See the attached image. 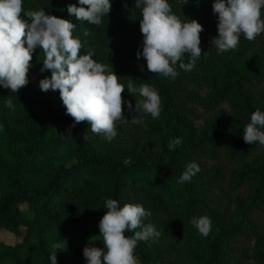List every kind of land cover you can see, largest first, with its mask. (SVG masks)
Listing matches in <instances>:
<instances>
[{
    "label": "trees",
    "instance_id": "obj_1",
    "mask_svg": "<svg viewBox=\"0 0 264 264\" xmlns=\"http://www.w3.org/2000/svg\"><path fill=\"white\" fill-rule=\"evenodd\" d=\"M168 2L182 21L203 25L206 52L192 71L178 62L174 80L150 73L137 58L143 36L135 0H112L99 26L67 11L78 0H23L25 11L43 9L76 25L73 35L85 45L81 54L94 48L93 59L113 68L125 85L124 116L138 115L143 123H117L111 141L92 133L86 121L71 128L59 91L39 87L48 71L37 70L38 84L19 93L0 86V233L18 239H0V264H51L53 243L64 245L58 264H87L83 250L96 247L109 198L151 213L144 223L160 236L137 243L140 264H264V146L243 140L252 112H264V34L254 41L241 34L235 49L218 52L212 44L218 37L214 0ZM129 79L158 91V119L134 111L140 97L127 91ZM9 97L14 108L6 106ZM177 137L182 143L170 149ZM67 138L71 151L43 153ZM191 162L200 171L178 183ZM198 216L211 219L207 237L191 223Z\"/></svg>",
    "mask_w": 264,
    "mask_h": 264
},
{
    "label": "clouds",
    "instance_id": "obj_2",
    "mask_svg": "<svg viewBox=\"0 0 264 264\" xmlns=\"http://www.w3.org/2000/svg\"><path fill=\"white\" fill-rule=\"evenodd\" d=\"M78 3L79 6L70 4L67 11L91 25H101L102 18L112 10V0H78ZM134 5L141 10L143 36L142 51L137 50L136 55L144 58L147 70L173 80L179 75L175 67L178 62L180 69L192 71L197 59L206 53L201 48L203 25L195 19L182 21L173 13L168 0H135ZM212 9L218 18V37L212 39V44L218 52L235 49L241 34L248 41L264 34V0H214ZM75 28L70 20L43 9L25 11L23 0H0V86L19 93L28 85L33 52L39 46L44 55L41 72H51L50 77L39 81L41 91H59L66 114L74 121L71 128L86 121L92 133L111 141L117 135V123L141 124L143 119L135 115L128 120L124 116L125 85L120 76L108 64L93 59L94 48L88 47L81 54L85 45L73 35ZM89 34L85 29L84 35ZM185 54H189L188 62H184ZM127 91L140 97L136 98V113L159 118L161 98L154 87L147 83L137 87L129 79ZM6 106L14 108L11 97ZM127 107L133 111L131 101ZM83 138L88 139L86 133ZM243 140L264 146V112L259 108L252 112L250 122L243 128ZM181 143L177 137L169 142V148ZM199 171L196 162L189 163L178 183L190 181ZM105 209L98 225L104 248L86 246L83 256L87 264H137L134 255L137 243L160 236L153 224L144 223L151 213L141 204L126 203L121 207L118 200L111 198L106 199ZM191 223L201 235H209L212 222L208 216L193 217ZM128 232L134 235H126ZM63 246L52 244L51 264H58L57 251Z\"/></svg>",
    "mask_w": 264,
    "mask_h": 264
},
{
    "label": "rangeland",
    "instance_id": "obj_3",
    "mask_svg": "<svg viewBox=\"0 0 264 264\" xmlns=\"http://www.w3.org/2000/svg\"><path fill=\"white\" fill-rule=\"evenodd\" d=\"M25 19H26V17H25ZM43 59H44V55L42 53V49L39 46H37V48L33 52V59L31 61L32 67H31L29 74H28L29 83H31L33 85L38 84V77H37L36 71L41 70V68L43 67V63H42ZM48 72H50V71H48ZM210 119H208V120H210ZM72 149H73V143L70 139L67 138V139H63V140L59 141L58 143L53 145L50 150H45L43 153L48 154V151H50L51 153H54V151L60 150L59 152L61 154H66V152H65L66 150L71 151ZM25 233L26 232L24 231V234ZM0 239L5 241V242L13 243V244L18 240L14 235H11L5 231L0 233ZM93 241H94L96 247H99V248L104 247V244L102 242V237L99 236V234L95 235ZM137 264H140L138 262V260H137Z\"/></svg>",
    "mask_w": 264,
    "mask_h": 264
}]
</instances>
